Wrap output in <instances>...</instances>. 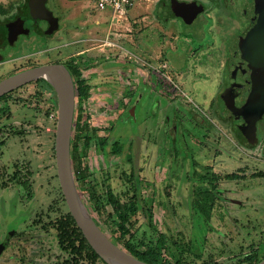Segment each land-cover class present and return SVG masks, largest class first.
<instances>
[{
    "label": "rangeland",
    "instance_id": "1",
    "mask_svg": "<svg viewBox=\"0 0 264 264\" xmlns=\"http://www.w3.org/2000/svg\"><path fill=\"white\" fill-rule=\"evenodd\" d=\"M21 1L8 0L12 7ZM158 1H139L127 21L116 18L119 23L111 26L98 20V24L85 23L96 16L93 3L78 7L73 15L57 12L65 26V42L74 40L73 32L87 36L86 31L94 27L99 37L112 28L121 40L113 41L119 37L112 34L111 44L121 43L124 52L137 50L124 55L111 45L106 47L112 50L109 56L118 53L124 64L134 66L136 80L108 78L105 99L99 93L91 95L92 106L84 111L95 114L92 124L105 128L107 143L105 152L94 146L88 150L91 173L83 184L75 183L79 198L101 230L128 253L124 248L128 235L123 234L126 229L119 224L112 199L130 210L127 226L135 230L132 249L143 251L162 235L170 262L182 257L190 264H247L244 258L252 251L259 248L264 255L262 145H243L229 128L206 120L211 114L196 102L188 110L194 109L200 117L179 121L181 113L173 111L177 103L166 100V90L172 86L166 81V29L157 19ZM67 16L84 21L85 29L81 25L69 28L63 20ZM23 39L15 56L30 57L33 63L41 55L38 50L57 45L53 38L43 45ZM180 59L172 53L174 71L181 66ZM147 60L154 67V77L149 75L153 88L141 85L135 91L139 79L146 85L149 78L142 67ZM18 61L10 67H17ZM200 87L213 93L216 84L203 80ZM40 94L31 83L15 92L10 108L0 102V245L5 243L0 264H103L80 258L76 250H67L60 242L57 221L67 207L56 173V121L47 113L50 104L45 94ZM117 145L122 146L119 152Z\"/></svg>",
    "mask_w": 264,
    "mask_h": 264
},
{
    "label": "flooded vegetation",
    "instance_id": "2",
    "mask_svg": "<svg viewBox=\"0 0 264 264\" xmlns=\"http://www.w3.org/2000/svg\"><path fill=\"white\" fill-rule=\"evenodd\" d=\"M28 3L29 0H22L15 7L9 2L0 3V80L22 70L44 65L58 64L68 71L75 91L70 157L71 153H84L82 160L87 164L90 174L88 150L94 146L98 147L99 152H105L107 139L105 128H101L100 123L92 124L95 114L84 110L86 106H92L93 93H99V97L105 99L108 78L120 77L118 80L123 82L127 78L136 80L133 77L136 76L134 66L124 64L117 57L118 53H125L124 46L109 42L110 35H118L113 33L115 31L112 28L100 32L101 38L81 34L72 36L74 40L65 42V26H62L59 18L49 8V0L45 1V8L56 20L54 23L34 18L30 14ZM177 5H184L185 8H178ZM131 12L132 8L123 19L127 21ZM176 12L181 16H173ZM156 15L166 29V81L172 86V90H166V100L177 103L173 111L181 113L179 121L193 120L198 115L194 109L188 110L196 102L211 114L212 118L208 117L206 120L217 127L229 128L231 134L247 147L261 144L264 155V71L263 68H255L254 60L251 59L258 38L264 40V18L261 16L260 6L255 0H159ZM198 18L200 19L197 21ZM114 22L113 24L119 23ZM172 22L177 23L178 28ZM194 23L196 25L192 28L190 25ZM127 31L132 32L129 28ZM23 38H31L41 45L53 38L51 41L57 45L37 49L41 55L33 63L30 57L19 60L22 56H15L24 42ZM114 39L113 41H119L121 37ZM141 43L139 45L143 50L145 48ZM110 45L113 46V51H118L114 57L109 56L112 50L106 49ZM132 51L137 50L133 47ZM132 51L128 53L132 54ZM36 53L37 51L34 52ZM172 53H177L181 58L182 64L178 71L171 67ZM16 61L19 68L10 67L16 65ZM148 61L142 66L147 68V78L154 70L153 64ZM150 79L151 76L146 79L148 84H151ZM203 80L216 84L213 93L201 89ZM31 83H35L40 96L45 94L50 104L46 108L47 113L50 112L49 117L55 122L57 98L53 88L42 79L7 93L0 98V102H5L9 107V100L14 98L15 92ZM139 84H144L142 79H139L135 87ZM98 106L99 110L103 109L99 104ZM10 113L12 114V110ZM225 128L223 129L226 130ZM121 147L116 146L120 150ZM71 164L73 167L72 159ZM16 173L15 168L14 174ZM4 244L0 245V252L5 247Z\"/></svg>",
    "mask_w": 264,
    "mask_h": 264
},
{
    "label": "water",
    "instance_id": "3",
    "mask_svg": "<svg viewBox=\"0 0 264 264\" xmlns=\"http://www.w3.org/2000/svg\"><path fill=\"white\" fill-rule=\"evenodd\" d=\"M46 0H29L30 14L48 23L56 21L45 8ZM264 18V0H255ZM178 7V5H177ZM178 8L184 9V5ZM181 10L178 11L180 13ZM37 15V16H36ZM40 15V16H39ZM180 17L181 15L174 14ZM262 20V18H261ZM251 55L255 68L264 71V40L258 38ZM261 63V65H260ZM262 71V72H263ZM257 74V73H256ZM42 79L54 90L57 98V118L54 136V155L57 179L67 210L73 218L84 239L105 264H148L143 262L117 244L96 225L84 208L76 189L70 157L71 130L73 124L75 91L68 71L58 64L28 68L0 80V98L7 93L32 81ZM257 264H264V258Z\"/></svg>",
    "mask_w": 264,
    "mask_h": 264
},
{
    "label": "trees",
    "instance_id": "4",
    "mask_svg": "<svg viewBox=\"0 0 264 264\" xmlns=\"http://www.w3.org/2000/svg\"><path fill=\"white\" fill-rule=\"evenodd\" d=\"M116 149L118 150V152L120 151L119 148ZM83 154L75 152V154L73 155V153H71V159L73 162V177L76 183L78 184H83V182L90 176L87 164H85L82 160L84 156ZM110 198L112 199L111 196ZM61 200L63 201V203H65L62 194ZM112 207L114 213H116L118 216L119 224L121 226H124V228L126 229L123 234H127L128 236L124 240V248L129 251L130 255L148 264H190V262H186L185 259H183L182 257L172 262L169 261V259L166 257V254L169 255V257L172 256L168 248L166 247V241L164 236L162 235L158 237L154 245L147 246L143 251L132 249V247L129 245H132L131 240L135 237V230L133 226H127L129 220L127 212H129L130 210L121 207L119 203L113 199ZM134 209L135 207L132 208V211H134ZM199 209L200 212L204 214L206 218L205 212L201 208ZM93 220L96 225L101 229L99 222L95 219ZM57 223V227L59 230V239L60 242L64 244L65 249L76 250L79 253L80 258L85 257L90 259L92 262L100 261L101 263L105 264L88 245L80 230L76 226L73 218L69 214L68 210L60 219H58ZM111 241L115 243L113 240ZM263 258L264 255L260 253V250L258 248L255 252L252 251L250 254H248L246 258H244V262H247V264H257Z\"/></svg>",
    "mask_w": 264,
    "mask_h": 264
},
{
    "label": "crops",
    "instance_id": "5",
    "mask_svg": "<svg viewBox=\"0 0 264 264\" xmlns=\"http://www.w3.org/2000/svg\"><path fill=\"white\" fill-rule=\"evenodd\" d=\"M139 1H141V0H137V2L135 3V5L133 6L132 12L135 9L136 5L139 3ZM7 2H8V0H0V3H3V4H5ZM86 3L87 4L93 3V7L92 8H93L94 12H96V16H95L94 20H92L93 22L90 23V18L89 17H88L89 18L88 21L85 22V23H88L89 25L98 24L99 22L102 23V25L103 24L106 25L107 23L113 24V23H115L114 21H115L116 18L121 19V18L124 17V16L119 17V16H117V15L109 12V10H105V11L98 10L96 8V6H95V0H89L88 2H85V4ZM85 4H84V0H82V1H79V0H56L55 3L53 2V0H49V8L53 11L54 15L59 18V20H61L60 18H62V16L59 15V14H57V12H60V13L63 12L64 14L67 12V14L70 15V13H71V15H73L74 12H75V9H78V7L85 8L86 7ZM91 6H92V4H91ZM91 6H89V7H91ZM97 14L101 15L102 18L101 19L98 18L97 17ZM104 18H105V20H104ZM106 19H109L108 20L109 22H107ZM63 20H65L67 22V24L70 25V26L68 25L69 28L70 27H74L75 25H81L80 27H85V25H87V24L84 23V21H80L76 17L70 18V17L67 16ZM83 29H85V28H83ZM73 33L75 34L74 36L81 35L80 31L77 32V33L76 32H73ZM86 34L89 35V36H91V37L101 38V36H99V37L97 36V33L94 30V27H92L88 31H86ZM127 52H130V51H127ZM124 54H127V53H124ZM164 63H165V61H164ZM164 67H165V64H164ZM142 85H144V84H142ZM139 86H141V84H139L137 87H139ZM144 86L146 88H148V86H151V88H153L151 84H147V83ZM137 87L134 88L135 91H138L137 90ZM135 98L136 99H135L134 104L135 105H138L140 101H139V99H137V97H135ZM129 114H131V113H129Z\"/></svg>",
    "mask_w": 264,
    "mask_h": 264
},
{
    "label": "built area",
    "instance_id": "6",
    "mask_svg": "<svg viewBox=\"0 0 264 264\" xmlns=\"http://www.w3.org/2000/svg\"><path fill=\"white\" fill-rule=\"evenodd\" d=\"M137 0H95V6L98 10H109V12L121 17L124 16Z\"/></svg>",
    "mask_w": 264,
    "mask_h": 264
}]
</instances>
